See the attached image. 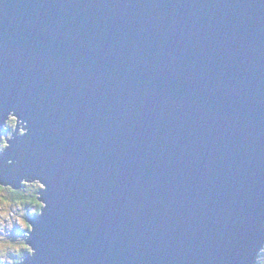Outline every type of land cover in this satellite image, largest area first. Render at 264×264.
<instances>
[{"label":"water","instance_id":"95a60500","mask_svg":"<svg viewBox=\"0 0 264 264\" xmlns=\"http://www.w3.org/2000/svg\"><path fill=\"white\" fill-rule=\"evenodd\" d=\"M47 185L29 264H251L264 231V0H0V123Z\"/></svg>","mask_w":264,"mask_h":264},{"label":"clouds","instance_id":"9594fccd","mask_svg":"<svg viewBox=\"0 0 264 264\" xmlns=\"http://www.w3.org/2000/svg\"><path fill=\"white\" fill-rule=\"evenodd\" d=\"M28 122L17 115L16 110L7 112L6 119L0 123V154L13 147H19L21 138L29 136ZM23 164L22 153L0 159V167L16 176ZM47 185L31 172H26L16 182L0 179V264H29L35 258L37 249L28 241L36 232L30 217L40 218L48 205L42 198ZM264 231V220L259 224ZM251 264H264V239L259 241L251 258Z\"/></svg>","mask_w":264,"mask_h":264},{"label":"trees","instance_id":"16d2710c","mask_svg":"<svg viewBox=\"0 0 264 264\" xmlns=\"http://www.w3.org/2000/svg\"><path fill=\"white\" fill-rule=\"evenodd\" d=\"M32 217H30V219H31Z\"/></svg>","mask_w":264,"mask_h":264}]
</instances>
